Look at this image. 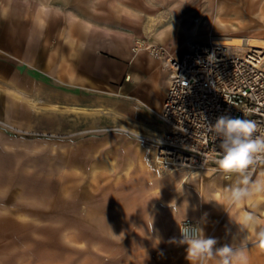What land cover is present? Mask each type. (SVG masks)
Wrapping results in <instances>:
<instances>
[{
  "label": "rangeland",
  "instance_id": "374dc122",
  "mask_svg": "<svg viewBox=\"0 0 264 264\" xmlns=\"http://www.w3.org/2000/svg\"><path fill=\"white\" fill-rule=\"evenodd\" d=\"M263 18L264 0H0V264H160L188 219L216 248L238 246L233 219L264 192L225 209L210 185L229 178L159 168L154 95L168 87L148 50L180 59L211 35L264 38ZM9 36H23L21 53Z\"/></svg>",
  "mask_w": 264,
  "mask_h": 264
},
{
  "label": "built area",
  "instance_id": "2783aa9c",
  "mask_svg": "<svg viewBox=\"0 0 264 264\" xmlns=\"http://www.w3.org/2000/svg\"><path fill=\"white\" fill-rule=\"evenodd\" d=\"M152 51L166 54L162 47ZM169 66L172 77L161 112L165 129L156 142L157 159L163 162L158 165L161 169L213 167L218 172L215 150L220 151L221 140L208 134L205 125L227 115L254 120L264 129V54L209 41L194 43L189 53ZM183 223L202 228V220Z\"/></svg>",
  "mask_w": 264,
  "mask_h": 264
},
{
  "label": "clouds",
  "instance_id": "9594fccd",
  "mask_svg": "<svg viewBox=\"0 0 264 264\" xmlns=\"http://www.w3.org/2000/svg\"><path fill=\"white\" fill-rule=\"evenodd\" d=\"M205 130L214 139L221 140L220 151L215 150L217 171L234 178L224 192L223 201L218 203L226 209L244 203L257 192H264V172L252 179L256 167L264 165V129L254 120L222 115L214 124H206ZM233 221L241 231L251 234L254 244L264 246V218L247 213L242 222ZM181 237L178 243L187 245L190 264H250L247 237L238 246L226 244L216 248L217 241L206 238L201 227L183 222Z\"/></svg>",
  "mask_w": 264,
  "mask_h": 264
},
{
  "label": "crops",
  "instance_id": "0c3cea01",
  "mask_svg": "<svg viewBox=\"0 0 264 264\" xmlns=\"http://www.w3.org/2000/svg\"><path fill=\"white\" fill-rule=\"evenodd\" d=\"M36 18L39 21V24H40L39 27L43 28L44 27V19L42 18L41 12H38L36 14ZM19 24H20L19 21L15 22V25L16 26L19 25ZM41 28H34L35 30H34V34L33 35L34 36H37L41 32ZM74 37L75 36H73V34H72V27H70V29L68 30V34L66 36V39H67V41H72V39ZM7 42H8V44H19L18 47L16 48L17 52H19V53H21V45L20 44H26L23 36H16L15 39H13L12 36H9ZM118 43L119 44H125V45L128 44L127 42H124V43L118 42ZM114 45L117 46V44H114ZM170 48L171 47H169V49ZM138 53L139 54H143L144 52L143 51H140ZM124 54L128 56L131 53L129 51H126ZM150 59L151 58L149 57V60L147 62L148 63V66L151 67L154 70H157V75L158 76L160 75L161 78L163 77V79H164V81H163L164 82V85L166 87H168V83H166V81H167V79L170 76V72L168 70H166L165 66L163 67L161 65V64H163V61L162 60H156V59L150 60ZM139 60L140 59L137 57L136 61H139ZM71 77H72L73 80L79 82L81 85H90V84H93L92 81H90L88 78H86L84 76H74V75H71ZM129 78H130L129 81H132L135 84L141 83L140 78L136 74L130 75L128 77V79ZM154 99H155L154 101H157L159 103L161 102L162 105H163V101L159 99V97L157 96V93H155ZM154 105H155V102H154ZM154 109H156V106L154 107ZM160 126L165 129V126H164V124L162 122H161V125ZM142 137H143V135H142ZM147 153H149V154L147 155ZM153 156H154V152L153 151H151V152H145V154H143V157L146 159V161H143L142 162L143 163V166L145 168L150 169V170H155L154 167H150L148 165L149 159L150 158L153 159ZM257 167H258L257 170L255 172H253V174H252V179L253 180H255L257 177L260 176V174L262 172H264V165H259ZM111 168H112V170L113 169L115 170L116 169V166H112ZM233 179L234 178H229L228 180H226L224 182V184L222 185L223 187H216V184L215 183H212L210 185V186H212V188L214 190V192H213V194H214L213 198H214V201L215 202L219 201L223 197V191L221 190V188H224L226 190L231 185ZM164 180H165L166 183H168L169 185H171L169 183V178L164 177ZM183 184L180 182L178 184L176 183V184L171 185V186H177V187L181 188V187H184ZM225 190H224V192H225ZM247 206H248L247 209H248V212L249 213H254L258 217L264 218V199L262 198V195L259 196V197H257V199L253 200ZM205 221H206L205 231H209L210 228H211V225H212V219L210 218V215L207 214V213L205 214ZM111 233H112V235L115 234L113 231H111ZM246 237L248 238V240H247V247H248V252H249L250 264H264V246H258L256 244H254L252 242L251 234L250 233H247L246 231H242V242L245 240ZM66 239L69 240L70 242H72L69 239L68 236H66ZM96 245L97 244H95V246ZM174 247H175V249L174 250H171L167 254V256H163L162 262L160 264H190L189 260L187 259V251H186L187 245L180 244V243L177 242ZM129 264H139V263L137 261H131ZM146 264H148V262Z\"/></svg>",
  "mask_w": 264,
  "mask_h": 264
},
{
  "label": "bare ground",
  "instance_id": "6f19581e",
  "mask_svg": "<svg viewBox=\"0 0 264 264\" xmlns=\"http://www.w3.org/2000/svg\"><path fill=\"white\" fill-rule=\"evenodd\" d=\"M264 20V18H263ZM155 24H156V20L155 18L151 17L150 18V21L148 23V28L150 31H152L154 28H155ZM209 41L210 42H213L214 45H219V46H223V47H229V48H234V49H245V50H251V51H258V52H261L264 54V38L263 37H248V36H232V35H211L210 38H209ZM193 42V41H192ZM190 43L192 44L191 45V48L186 52V53H189L190 50L192 49L194 43ZM165 51H166V54L165 55H155L152 51V48L148 50L149 52V56H150V60H162L163 61V64L166 68V70H168L170 72V79L172 77V70H171V67L169 66V64L173 61V60H176L175 57L171 56V54H168L169 53V49H167V47H162ZM165 53V52H164ZM170 79L168 78L166 83H168V86H169V83H170ZM130 80V78L128 79V81ZM155 100V99H154ZM155 102V106H156V109L155 111L157 113H159V117H160V120H161V112H162V108H163V105L162 103L160 102H157V101H154ZM162 107V108H161ZM161 110V111H160ZM162 122V121H161ZM156 161L159 162L158 164L162 163L163 161H161V158H158L156 157ZM153 162L151 161V158L149 159L148 161V165H153L152 164ZM160 169L162 167H159ZM258 167H256L255 171L257 170ZM188 170L189 172H187L185 174V176L189 175V177L193 178V179H196L200 176H205V177H208L209 174L212 172V170L214 171L215 168L213 167H210V168H207V169H203V170H196V169H188V168H179V167H174L173 169H170V170ZM162 170H167L168 169H162ZM254 171V172H255ZM228 178V177H227Z\"/></svg>",
  "mask_w": 264,
  "mask_h": 264
}]
</instances>
